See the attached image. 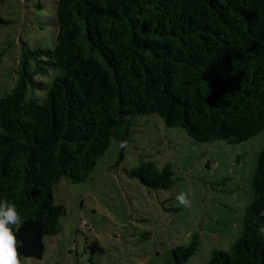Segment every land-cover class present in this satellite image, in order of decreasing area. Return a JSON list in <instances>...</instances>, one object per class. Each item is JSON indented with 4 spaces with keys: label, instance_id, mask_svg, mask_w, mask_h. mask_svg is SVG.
<instances>
[{
    "label": "trees",
    "instance_id": "obj_1",
    "mask_svg": "<svg viewBox=\"0 0 264 264\" xmlns=\"http://www.w3.org/2000/svg\"><path fill=\"white\" fill-rule=\"evenodd\" d=\"M54 9V46L21 40L15 83L0 96V199L23 219L13 227L19 255L35 258L64 211L53 184L83 181L111 136L127 142L133 116L156 113L197 142L264 132V0H54ZM172 173L151 161L132 170L150 188L169 187ZM252 183L240 235L205 264H264V146ZM195 247L172 248L170 264H186Z\"/></svg>",
    "mask_w": 264,
    "mask_h": 264
},
{
    "label": "rangeland",
    "instance_id": "obj_2",
    "mask_svg": "<svg viewBox=\"0 0 264 264\" xmlns=\"http://www.w3.org/2000/svg\"><path fill=\"white\" fill-rule=\"evenodd\" d=\"M0 96L15 83L20 41L52 48L54 0H0ZM127 146L119 139L72 182L62 176L52 187L63 206L57 233L44 237L40 258L19 255L21 264H170V250L195 242L186 264H205L213 249L227 250L240 235L253 198L256 155L264 132L241 142H197L156 113L135 115ZM172 168V184L150 188L132 175L143 162ZM187 193L190 206L176 197Z\"/></svg>",
    "mask_w": 264,
    "mask_h": 264
},
{
    "label": "clouds",
    "instance_id": "obj_3",
    "mask_svg": "<svg viewBox=\"0 0 264 264\" xmlns=\"http://www.w3.org/2000/svg\"><path fill=\"white\" fill-rule=\"evenodd\" d=\"M126 146L127 142H120L121 149ZM176 200L184 208L190 206L187 193H180ZM13 227L18 231L23 227V219L14 204L9 203L7 198L0 199V264H21ZM259 235L264 238V227L259 229Z\"/></svg>",
    "mask_w": 264,
    "mask_h": 264
}]
</instances>
